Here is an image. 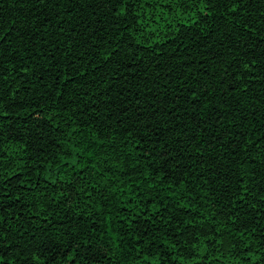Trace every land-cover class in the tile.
Wrapping results in <instances>:
<instances>
[{"label": "trees", "instance_id": "1", "mask_svg": "<svg viewBox=\"0 0 264 264\" xmlns=\"http://www.w3.org/2000/svg\"><path fill=\"white\" fill-rule=\"evenodd\" d=\"M0 264H264V0H0Z\"/></svg>", "mask_w": 264, "mask_h": 264}, {"label": "snow or ice", "instance_id": "2", "mask_svg": "<svg viewBox=\"0 0 264 264\" xmlns=\"http://www.w3.org/2000/svg\"><path fill=\"white\" fill-rule=\"evenodd\" d=\"M121 3H123V0H120Z\"/></svg>", "mask_w": 264, "mask_h": 264}]
</instances>
